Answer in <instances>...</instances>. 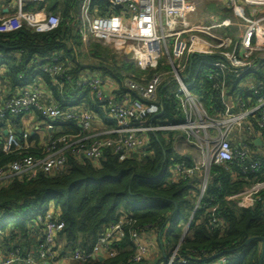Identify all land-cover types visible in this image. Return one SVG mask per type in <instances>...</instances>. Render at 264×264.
<instances>
[{
    "label": "trees",
    "instance_id": "16d2710c",
    "mask_svg": "<svg viewBox=\"0 0 264 264\" xmlns=\"http://www.w3.org/2000/svg\"><path fill=\"white\" fill-rule=\"evenodd\" d=\"M9 1L0 0V5ZM78 2H27V10L45 9L59 15L61 23L48 32H37L26 25L14 31L0 32V78L10 93L7 96L37 85L42 89L43 99L54 102L62 110L80 106L93 112L108 127H113L115 122L108 117L92 91L79 85L82 77L92 73L102 78L109 76L119 85L118 96L125 93L135 96L125 85L127 78L144 82L164 69L160 65L157 71H142L123 61L117 67L116 63L110 62L114 58L117 61L119 55L96 42L87 47L88 59H101V53L107 52L110 60L102 67L84 62L80 51L84 45L76 23ZM94 5L101 15L116 11L114 0H94ZM214 57L194 56V68L188 82L192 81L199 60ZM58 63L65 65L62 75L53 77L45 71ZM209 69L205 64L200 66L192 90L200 96L208 114L216 116L225 110V106L215 86L216 81L208 77ZM252 78L264 79V65ZM235 79L233 73L226 77L228 82ZM177 91L178 84L173 79L160 87L161 111L150 117L147 124L162 126L183 121ZM34 114L45 121L38 113ZM10 121L23 146L22 116L11 117ZM53 125L49 141L67 134L83 133L75 121H57ZM7 126L6 120L0 122V166L25 155L43 156L47 146L39 149L23 146L6 152V135L2 128ZM179 133L150 131L145 146L148 154L143 158L135 154L121 161L110 148L100 161H93L68 151L66 164L59 171H39L35 176L16 177L1 184L0 250L8 252L20 248L24 254H34L44 234L46 215L53 210L56 218L65 224L57 239L61 255L69 256L76 250L91 251L99 236L122 217L136 220L134 227L146 235L155 232L162 249L155 261L133 262L134 246L127 235L117 245V256L74 264H164L178 247L179 255L188 257L192 264L213 262L224 256L230 258L228 264H259L263 246L260 238H264V191L262 201L252 208H239L227 197L242 191L249 184L247 177L258 175V179L263 180L264 166L255 174H244L236 163H212L207 189L198 204L202 178H175L176 164L194 165L192 160L176 152L175 137ZM37 138V135H29L28 140ZM258 156L264 161V154ZM213 208H217L216 211ZM214 217H221L223 226H213L211 220ZM252 237L256 239L245 244Z\"/></svg>",
    "mask_w": 264,
    "mask_h": 264
},
{
    "label": "built area",
    "instance_id": "2783aa9c",
    "mask_svg": "<svg viewBox=\"0 0 264 264\" xmlns=\"http://www.w3.org/2000/svg\"><path fill=\"white\" fill-rule=\"evenodd\" d=\"M44 0H16V9L12 13L0 16V32H9L23 25L37 32H48L59 27L60 16L45 9L27 10L26 3ZM206 0H114L116 11L101 15L94 5V0H79L76 13L77 31L85 47L93 42L110 48L114 53L125 57L128 53L131 61L142 71H157L158 60L165 59L168 70L155 72L148 81L138 82L133 78L125 80L126 87L136 95L125 93L118 96L115 91H108L106 79L98 74H86L79 81L80 86H87L107 111L108 117L115 122L113 127L94 131L97 119L93 112L80 106L62 110L58 105L43 99L40 86L25 87L16 95L0 98V122L6 120L8 131L4 150L21 149L19 139L11 124V117L38 113L54 128L57 121H75L83 133L67 134L51 139L46 145L43 156L25 155L0 166V185L13 178L25 175L35 176L39 171L52 173L63 169L66 154L100 161L107 149H114L121 161L133 155L139 158L148 153L145 146L150 131H178L186 135L201 153L202 158L192 167L184 163L176 164V180L186 179L205 171L202 176V199L210 177L212 163H236L244 174L257 173L264 166L258 155L264 152V79L252 77L264 65V0H226L236 11L238 3L247 9L239 14L247 19L242 37L222 35L210 32L192 22L190 15ZM117 4L122 7L118 8ZM249 7L251 11L249 12ZM8 10V8H7ZM191 54L195 56L211 55L214 59L199 60L191 82ZM128 57V58H129ZM210 69L208 77L216 81V88L225 110L210 116L199 95L193 92L192 85L201 65ZM66 68L58 63L47 67L45 71L53 77L62 75ZM233 73V82L226 80ZM169 79L178 84V99L184 119L172 125L147 124L150 117L161 111L158 91ZM30 133L25 131V140ZM260 139L261 144L256 140ZM204 177V178H203ZM249 182L242 191L227 197L239 208H252L262 201L264 179L258 175L247 177ZM197 204V205H198ZM217 208H213L216 211ZM44 234L34 254H24L20 248L8 252L0 250V264H61L65 259L75 262H88L100 256L118 255V243L129 235L134 246L133 262H142L149 258L154 247L148 236L134 227L136 220L122 217L103 232L91 251L76 250L71 255H61L57 239L65 224L59 221L50 210L44 220ZM212 225L223 226L221 217H214ZM229 257L201 264H228ZM164 264H192L188 257L179 255V247L167 258Z\"/></svg>",
    "mask_w": 264,
    "mask_h": 264
},
{
    "label": "crops",
    "instance_id": "0c3cea01",
    "mask_svg": "<svg viewBox=\"0 0 264 264\" xmlns=\"http://www.w3.org/2000/svg\"><path fill=\"white\" fill-rule=\"evenodd\" d=\"M204 4H206V2ZM226 4H227V9L229 10L228 14L226 15L228 17V20L226 22L222 23L220 20H217V19H216L217 21H212V18L211 17L207 18V16L202 17V15H200L199 10H200V7H202L203 5L200 6L196 10V12L192 13L190 15L189 19L192 22H195L197 24H201L200 26L205 28L207 31L221 33L220 29L222 27L223 28L229 27L232 30V34H228V35H232V36L239 35V37H242L244 34V31H245L246 24H244L243 22L239 23L237 20V23H239V25H237L238 29L235 31L233 29V27H234L233 24L236 22L234 17H233L234 10H233V8H231L228 5V3H226ZM7 8H8V10H7ZM236 8L240 9V10L247 9L246 5H244L242 3L241 4L238 3ZM15 9H16V0H10L7 4L0 5V16L4 15L6 13H12V12H14ZM30 10H32V9H30ZM218 15H222L221 11H220V13H218ZM237 16H239V15H237ZM237 16L235 18H238ZM239 21H240V19H239ZM235 37H238V36H235ZM128 60L130 63L134 64L131 61V59L128 58ZM0 69H2V68H0ZM92 74H96V73H92ZM105 79H106V85L108 87L107 88L108 91H115V90L119 89V85H118L116 80H114L113 78H110L109 76L105 77ZM7 94H10V93L8 92V90L6 89V87L3 84V81L0 78V98L6 97ZM22 124L24 127V131H27L26 129L32 128V130L29 131L30 135H32V136L37 135V137H38L37 139L30 140V141L28 139L25 140V142L23 143L24 147L39 149V148H43L47 145L49 139L52 136V131L54 130V128H51V125H49V123L47 121L40 120L37 118L36 114L30 113V114H27L26 116H22ZM107 127H108V125L104 121H102L100 118L96 119L94 122V125H93L94 131H99V130H102V129L107 128ZM33 129H35L36 131H33ZM44 129H46V130H44ZM181 147H184V148L182 149ZM175 148H176V152L180 156H184L188 160H192L194 162V164L197 163L201 159L199 156L200 151L198 150V148L193 143H190L187 140L185 135H182L180 133L176 135V137H175ZM260 153H261V155L264 154V152H262V151L261 152L259 151V154ZM204 174H205L204 170L203 171L198 170V173H197V175L194 176V178H196V179L202 178V176ZM147 236L152 241L154 240V243H153L154 247H153L152 251L154 250L156 254L159 253L158 256H160L162 249L159 245L160 242H159V238H158L157 234L155 232H149L147 234ZM155 253H153V254H155ZM153 254L151 252L150 258ZM151 261H155V259L151 260ZM74 262L75 261L65 259L61 262V264H74Z\"/></svg>",
    "mask_w": 264,
    "mask_h": 264
},
{
    "label": "rangeland",
    "instance_id": "374dc122",
    "mask_svg": "<svg viewBox=\"0 0 264 264\" xmlns=\"http://www.w3.org/2000/svg\"><path fill=\"white\" fill-rule=\"evenodd\" d=\"M206 2V4H204ZM227 1L226 0H206V1H204L200 6H202L203 4V6L202 7H200V10H199V12H200V15H202V17H204V16H207V18H209V17H211L212 18V21H217V20H220L222 23L223 22H226L227 20H228V17L226 16L227 14H228V9H227ZM198 7V8H199ZM78 9V8H77ZM220 11H221V14L222 15H218V13H220ZM251 11V9H250V7H249V12ZM239 12H240V9H237L236 11H234V15H233V17H234V19H235V23L233 24V29L236 31L238 28H237V25H239V23H241V22H243L244 24H246V21H247V19L248 20H250L251 18L249 17V14L247 15L246 14V17L244 16H242L241 14H239ZM76 13H77V11H76ZM237 15H239V16H237ZM238 17L239 19H240V21H239V19L238 18H235V17ZM217 19V20H216ZM237 20H238V22L239 23H237ZM220 31H221V33L225 36V35H228V34H232V30L229 28V27H227V28H221L220 29ZM235 36H239V35H235ZM88 50L89 49H87V47H81V49H80V51H81V58L84 60V62H88V63H93V64H95V65H100L101 67H102V65H104V66H106V64H105V62H107V60L109 61L110 59H108V55H107V52H103V53H101V56L103 57V58H101V59H96L95 58V60L93 59V60H89L88 59V57L86 56L88 53ZM89 55V54H88ZM120 56V57H119ZM118 56V59H117V61H115V58H114V60L112 61V62H110L111 64H114V63H116V65H117V67H119L118 65H121V63H122V61L123 62H125V63H129V60H128V57H129V55H128V53H125V57L124 56H122V55H119ZM104 59V60H103ZM129 59H130V57H129ZM82 60V61H83ZM101 61H103V63L101 62ZM158 63L163 67L162 69H164V70H166V69H168L169 68V66L168 65H166L167 64V62H166V60L163 58V59H160V60H158ZM37 118H38V116H37ZM44 127V126H43ZM28 132L30 131V130H32V128H29V129H26ZM44 130H46V129H44ZM33 131H36L35 129H33ZM100 131V130H99ZM180 134H182V135H185V134H183V133H181L180 132ZM186 136V135H185ZM25 139V138H24ZM182 149L184 148V147H181ZM199 156H200V158H202V156H201V153H199ZM204 177H205V174H204ZM203 177V178H204ZM186 229V228H185ZM150 242H152V243H154V240L152 241L151 239H148ZM152 252V254L153 253H155V251L153 250V251H151ZM156 254V253H155ZM153 254L152 256H151V258H150V256H149V258L148 259H151V260H156V259H158L159 258V253L158 254ZM153 258V259H152Z\"/></svg>",
    "mask_w": 264,
    "mask_h": 264
},
{
    "label": "water",
    "instance_id": "95a60500",
    "mask_svg": "<svg viewBox=\"0 0 264 264\" xmlns=\"http://www.w3.org/2000/svg\"><path fill=\"white\" fill-rule=\"evenodd\" d=\"M117 7L121 8L122 5L121 4H117ZM194 56H195V54H191V61H190L191 68L193 67V58H194ZM7 133H8V131L6 130L5 134H7ZM256 143L257 144H261L262 141L260 139H257ZM255 239H256L255 237H252V238L248 239L245 244H248V243H250L251 241H253ZM260 239L263 241V246H262V252H261V257H260L259 264H263V260H264V238L261 237ZM99 260H101V261L104 260V257L100 256Z\"/></svg>",
    "mask_w": 264,
    "mask_h": 264
}]
</instances>
